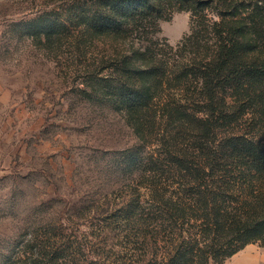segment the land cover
Instances as JSON below:
<instances>
[{"label": "rangeland", "instance_id": "374dc122", "mask_svg": "<svg viewBox=\"0 0 264 264\" xmlns=\"http://www.w3.org/2000/svg\"><path fill=\"white\" fill-rule=\"evenodd\" d=\"M94 2L0 0V260L15 242L46 231L83 238L134 232V215L152 205L153 187L172 191L184 181L179 166L194 165V154L264 133L250 101L212 107L236 118L222 126L204 105L188 110L189 94L180 100L171 81L168 106L147 111L138 134L101 84L115 80V64L125 55L146 47L165 51L158 58L180 73L191 50L149 40L175 46L189 33L190 14L175 10L160 20L156 38L147 23H137L121 40L97 39L81 19ZM39 16L63 19L67 30L49 41L30 37L25 23ZM172 108L186 109L193 122L175 119ZM224 264H264V246L249 244Z\"/></svg>", "mask_w": 264, "mask_h": 264}, {"label": "trees", "instance_id": "16d2710c", "mask_svg": "<svg viewBox=\"0 0 264 264\" xmlns=\"http://www.w3.org/2000/svg\"><path fill=\"white\" fill-rule=\"evenodd\" d=\"M175 10L190 18L189 33L173 46L156 36L159 21H168ZM81 19L91 37L115 41L135 24L147 23L156 38L151 44L162 41L170 51L192 52L177 75L158 58L167 53L157 47L134 50L120 65L116 60L117 77L103 81L101 89L126 112L138 134L147 111L168 106L165 85L171 81L169 89L180 100L189 94L188 110L204 105L210 116H220L222 126L236 118L212 107L229 102L250 101L264 121V0H95ZM25 28L30 37L49 41L67 24L39 16L26 21ZM169 112L193 122L186 109ZM194 156V165L179 166L184 181L172 191L153 187L152 205L134 215L138 230L115 238L46 231L15 242L0 264H224L249 244L264 246V133L258 139L235 137L221 149Z\"/></svg>", "mask_w": 264, "mask_h": 264}, {"label": "crops", "instance_id": "0c3cea01", "mask_svg": "<svg viewBox=\"0 0 264 264\" xmlns=\"http://www.w3.org/2000/svg\"><path fill=\"white\" fill-rule=\"evenodd\" d=\"M0 94H1V89H0Z\"/></svg>", "mask_w": 264, "mask_h": 264}]
</instances>
